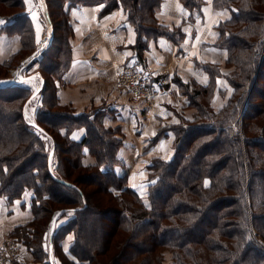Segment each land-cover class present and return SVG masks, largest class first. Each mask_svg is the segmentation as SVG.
I'll return each mask as SVG.
<instances>
[{
	"label": "trees",
	"instance_id": "16d2710c",
	"mask_svg": "<svg viewBox=\"0 0 264 264\" xmlns=\"http://www.w3.org/2000/svg\"><path fill=\"white\" fill-rule=\"evenodd\" d=\"M180 1L188 17L170 26L157 17L163 0H48L54 34L32 61L40 64L43 83L30 122L26 105L34 92L9 83L8 72L13 57L34 51L37 33L26 0H0V31L22 43L0 63V197L12 203L31 192L33 217L10 234L38 264H165L167 250L171 264H264V0H212L231 14L217 26L215 43L227 49L229 71L203 61L198 65L209 75L207 84L175 76L196 112L172 127L174 154L152 160L144 193L115 169L122 163L121 128L106 126L100 111L74 113L58 95L57 83L72 61L66 4H99L101 13L124 9L137 32L134 56L143 60L151 39L166 37L180 49L183 25L203 17L208 0ZM56 4L66 16L60 23ZM60 24L66 30L61 37ZM216 90L224 100L218 109L211 104ZM79 127L86 134L73 139ZM86 148L92 164L84 162ZM83 183L105 196L91 199ZM61 218L67 220L58 224Z\"/></svg>",
	"mask_w": 264,
	"mask_h": 264
},
{
	"label": "crops",
	"instance_id": "0c3cea01",
	"mask_svg": "<svg viewBox=\"0 0 264 264\" xmlns=\"http://www.w3.org/2000/svg\"><path fill=\"white\" fill-rule=\"evenodd\" d=\"M101 10L102 6L98 5L72 7L75 27L73 58L63 81L57 83L58 95L62 103L74 104L77 113H83L93 105L95 112L104 113L106 126L122 129L125 133L124 145L119 151L122 163L115 169L118 174L128 176L130 186L144 193L147 190L148 166L152 160L156 157L170 159L174 154L172 127L181 124L182 119H191L194 114L188 97L182 93L174 78L176 76L183 81L194 78L202 84L208 83L209 76L198 63L225 62L227 49L215 45L219 37L217 26L231 14L228 10L215 9L212 0H208L202 6L203 17L183 25L185 37L180 49L166 37L150 40L144 53V64L157 71L167 69L166 78L170 80V84L167 83L150 104L134 101L116 87L117 71L135 55L137 32L124 9L118 8L109 13H101ZM188 13L180 0H163L157 16L161 23L173 26L187 18ZM10 42L13 46H6ZM17 47H20L19 36L0 33V62ZM154 73L157 78H163ZM218 81L220 84V77ZM218 97L216 95L215 99L219 100ZM161 128L166 129L165 135L154 141ZM85 134L86 128L79 127L71 135L73 139L80 140ZM146 146L149 147L145 149ZM31 195L28 192L12 203L0 197V243L11 235L13 228L32 219L29 207ZM20 259L12 264L31 262L33 259L25 245Z\"/></svg>",
	"mask_w": 264,
	"mask_h": 264
},
{
	"label": "rangeland",
	"instance_id": "374dc122",
	"mask_svg": "<svg viewBox=\"0 0 264 264\" xmlns=\"http://www.w3.org/2000/svg\"><path fill=\"white\" fill-rule=\"evenodd\" d=\"M47 2L48 0H26V7L28 8L29 10V16L31 17V20L34 22V25H35V29H36V40H35V49L33 52H31L30 54H23V55H16L18 54V51L19 49L22 47V43H21V40H20V47L14 51H11L7 54V58L5 60H10L12 59V57L14 55H16L15 57H13V59L11 60L12 61V65L11 68L9 69V72H8V81L13 78V73L14 71L23 64V62L25 61H28V59L30 58V56L32 54H34L35 52H37L40 47H42L48 40H50L49 37H53V34H54V29H53V24H52V19L51 17H48L47 14H45V11L48 10L47 8ZM98 6H102V5H99L97 4ZM83 6H88V5H83ZM65 10L66 12L68 11V21L70 23V26H71V31L70 29L67 30V34L69 33L68 35V40L70 41V45H71V48H72V58H73V40L75 38V27L72 23V16H71V9L72 7L68 8V4H66L65 6ZM45 8V9H44ZM54 11H55V15H54V20L55 21H61L63 19H66V16H61L60 13L57 11H59L58 9V4L55 5L54 7ZM222 11V10H220ZM49 14V13H48ZM62 14V13H61ZM158 17V16H157ZM4 20L0 21V25H3ZM60 23V22H59ZM60 28L57 30V35L59 34V36L61 37L62 34H64L66 32L65 30V27L60 24ZM1 34H5V33H2L0 31ZM8 35V34H6ZM8 36H13V35H8ZM53 40V39H52ZM52 43V42H51ZM50 43V44H51ZM49 44V45H50ZM48 45V46H49ZM6 46H13L12 43H8ZM47 46V47H48ZM46 47V48H47ZM145 53V52H144ZM135 56H132L131 58H129L128 60L134 58ZM3 60V61H5ZM25 60V61H24ZM127 60V61H128ZM2 61V62H3ZM72 62V61H71ZM126 62V61H125ZM143 62V65L144 67L148 68L145 64H144V59L142 60ZM1 63V62H0ZM27 63V62H25ZM39 63L38 62H32V63H29V64H25V66L21 69V73L22 75L24 76V79L22 80L23 82L21 83L22 85H27L29 86L32 90H33V96L29 99L27 105H26V117L28 118V120L30 122H33V119L35 118V113H36V110L37 108L40 106V98H41V87H42V84L41 82L43 83V77H42V74L40 72V68H39ZM71 65V64H70ZM70 65L68 68H70ZM221 67L224 69V71H229V69L226 67V60L224 63H220ZM153 69V68H152ZM222 69V70H223ZM68 70V69H67ZM66 70V71H67ZM65 71V72H66ZM154 72H157L158 74H160L161 76H163L164 80H166L169 84H170V80L168 78H166V74H167V69H160L159 71L153 69ZM65 72L63 73V75L61 76L60 78V81H63V77H64V74ZM6 74V72H5ZM156 74V73H155ZM208 74V73H207ZM209 76V75H208ZM162 78V77H160ZM9 81V82H10ZM31 81H33L32 84ZM29 82V83H28ZM2 83H5V82H2ZM17 84V83H16ZM41 84V85H40ZM40 85V87H39ZM221 85L223 87H226L227 86V82L226 81H222L221 82ZM116 87L122 91L123 93L127 94V95H130V93H127L124 89H123V84L121 82H119L118 80V77H117V73H116ZM37 91V93H35ZM218 93V94H217ZM218 95V99H215V96ZM131 98L134 100V101H137V102H145V101H140V100H135L132 96ZM61 101V100H60ZM223 97L220 95V92L218 90H216L214 96L212 97V100H211V104L214 108H217L220 104L219 107L222 106L223 104ZM220 102V103H219ZM62 103V102H61ZM62 104H67L66 106H69L74 113H77L76 111V107L74 106V104L72 103H62ZM218 107V108H219ZM194 108V113L196 112V108L195 107H192ZM87 111H96L94 108H93V105H91L90 107L88 106V108L86 109ZM85 112V111H84ZM111 127V126H110ZM162 129V128H161ZM122 130V129H121ZM160 131V130H159ZM158 131V133H159ZM125 133L123 131H121L117 136L122 138L123 140V145H124V135ZM72 137V135H71ZM122 145V147H123ZM172 147L174 149V140L172 142ZM49 146L51 147V143L49 142ZM149 146H146L144 147L145 149H147ZM85 152H86V155L84 156V162L87 163V164H92L95 162V159H94V156H92L91 154L88 155L89 151L88 149L86 148L85 149ZM67 154V153H66ZM155 157V156H154ZM71 160L68 162L70 163ZM24 172V171H23ZM74 173V172H73ZM75 175V173L73 174ZM74 178V177H73ZM87 184L83 183L82 186L83 188L88 191H92V193H94V196L93 198L91 199H98V197H102V196H105L104 194H97L98 193V187L96 185H90V186H86ZM93 195V194H92ZM62 219V218H61ZM59 219L58 221V224L62 223L61 221H65L67 220V218H64V219ZM110 225V228L112 226V224H109ZM200 226H204V223H200ZM103 228V227H102ZM54 229V228H53ZM98 229V228H97ZM99 231L104 235L105 232H103L104 230L102 229H99ZM9 237H14V236H11L9 235ZM7 237V238H9ZM71 237V236H70ZM7 238L3 239L2 242L0 244H2ZM71 240H72V237L71 239L68 238L66 241H65V246L66 248L69 247L71 245ZM29 251V250H28ZM23 255V252L22 254L20 255V258L22 257ZM33 255V254H32ZM164 258H165V264H171L173 262V254L171 251L167 250L165 251L164 253ZM35 257L33 256V259L31 262H20L19 264H31V263H34V264H38V262H36V260H34ZM21 259H19L18 261L16 262H19ZM11 264V263H10Z\"/></svg>",
	"mask_w": 264,
	"mask_h": 264
},
{
	"label": "built area",
	"instance_id": "2783aa9c",
	"mask_svg": "<svg viewBox=\"0 0 264 264\" xmlns=\"http://www.w3.org/2000/svg\"><path fill=\"white\" fill-rule=\"evenodd\" d=\"M24 66L23 63L14 71L12 83L21 84L23 82L24 76L21 73V67ZM117 77L123 84V89L130 93L135 100L146 101L150 104L168 83L164 78H157L154 71L144 67L142 60L137 57L126 61L117 71ZM23 251L24 243L19 238H7L0 244V264H12L18 261Z\"/></svg>",
	"mask_w": 264,
	"mask_h": 264
},
{
	"label": "water",
	"instance_id": "95a60500",
	"mask_svg": "<svg viewBox=\"0 0 264 264\" xmlns=\"http://www.w3.org/2000/svg\"><path fill=\"white\" fill-rule=\"evenodd\" d=\"M46 14L48 15V17H49V14H48V10L46 11ZM52 39H53V37H51V39H50V43L52 42ZM45 49V47L44 48H41L40 50H38L36 53H34V54H32L31 56H30V58L28 59V61H27V63H24V64H29V63H31L34 59H36L37 58V56L38 55H40L41 54V52L43 51ZM21 69H22V67H21ZM55 226V225H54ZM48 235H49V233L48 232H46L45 233V235H44V243H43V245H44V248H48Z\"/></svg>",
	"mask_w": 264,
	"mask_h": 264
},
{
	"label": "bare ground",
	"instance_id": "6f19581e",
	"mask_svg": "<svg viewBox=\"0 0 264 264\" xmlns=\"http://www.w3.org/2000/svg\"><path fill=\"white\" fill-rule=\"evenodd\" d=\"M49 38L51 39V37H49ZM49 43H50V40H48V41H47L42 47H40V49H41V48H44V47L47 46ZM40 49H39V50H40ZM24 61H25V60H24ZM25 62H27V61H25ZM25 62H23V63H25Z\"/></svg>",
	"mask_w": 264,
	"mask_h": 264
}]
</instances>
